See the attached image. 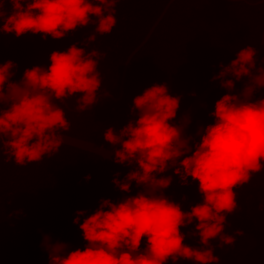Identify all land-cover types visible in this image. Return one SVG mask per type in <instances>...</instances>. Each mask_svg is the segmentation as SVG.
Segmentation results:
<instances>
[{"label": "clouds", "instance_id": "clouds-1", "mask_svg": "<svg viewBox=\"0 0 264 264\" xmlns=\"http://www.w3.org/2000/svg\"><path fill=\"white\" fill-rule=\"evenodd\" d=\"M121 2L0 0V39L6 34L15 39L39 34L42 39L58 40L88 28L94 18V32L86 37L92 43L115 28V6ZM5 4L10 5L9 11ZM256 51L241 47L228 65H218L220 71L210 83L219 81V87L227 91L209 113L214 122L197 129L198 143L191 144L192 137L183 135L191 122L187 115L180 124L172 123L181 97L170 95L166 83L153 84L133 98L130 114L137 118L118 132L106 128L102 136L110 146L118 145L112 152L115 164L136 165L123 179L115 173L112 184L128 193L134 181L143 190L115 203L101 199L90 215L77 211L72 223L82 233V250H69L67 243L43 235L40 247L48 264H166L169 260L172 264L178 260L218 264L210 242L233 244V237L224 234V225L238 207L235 190L248 185L264 168V98L251 100L256 90L264 88V67L256 66ZM100 56L95 49L86 51L72 44L64 52L53 51L46 69L26 68L18 83L11 82L17 66L11 60L0 63V158L6 149L15 165L24 167L58 151L59 133L68 131L70 123L56 102L79 97L80 111L94 104L102 83L97 71ZM242 78L247 83L238 95L231 94ZM169 165L182 183L188 177L197 183L202 200L187 212L162 194L172 184V177L164 175ZM3 203L0 180V225ZM193 221L192 234L198 236L199 248L186 245L181 232Z\"/></svg>", "mask_w": 264, "mask_h": 264}, {"label": "trees", "instance_id": "trees-1", "mask_svg": "<svg viewBox=\"0 0 264 264\" xmlns=\"http://www.w3.org/2000/svg\"><path fill=\"white\" fill-rule=\"evenodd\" d=\"M169 1L122 0L115 6V28L109 35H98L92 43H88L86 37L94 32V18L88 28L78 29L58 40L42 39L39 34L15 39L13 34H6L0 39V63L11 60L17 66L11 82L18 83L26 68L40 66L46 69L53 51L64 52L72 44L86 51H99L97 71L102 83L97 96H101L97 104L85 111L78 109L79 97H70L65 104L56 102L64 108L70 123L68 131L60 133L114 152L118 145L107 144L102 133L108 127L118 132L129 120L137 118L135 113L130 114L132 100L146 88L166 83L170 95L181 97L172 122L180 124L183 111L213 83L210 80L220 71L219 64L228 65L241 47L257 49L260 46L264 28L262 0H213L206 4L201 0ZM5 10L9 11L10 5L5 4ZM255 59L257 67H264V52ZM127 60L122 94L118 98ZM246 83L247 78L235 82L231 94L238 95ZM226 91L218 86L200 105L187 134L192 137L191 144L199 142L198 128L214 122L209 113L214 111L215 102ZM260 98H264V88L256 90L251 100ZM4 139L6 141L7 137ZM129 171L131 169L98 155L63 144L39 164L19 167L5 149L0 158L4 199L0 264H48L47 254L40 247L43 235L67 243L69 250H82L85 246L82 233L78 225L72 223L75 213L86 210V215H90L101 199L115 203L142 191L143 186L138 187L134 181L128 193L119 191L112 184L115 173H120L117 179H123ZM164 175L172 177V184L162 194L179 203L182 211L187 212L201 202L197 183L190 177L182 183L179 176L173 174L172 167ZM85 176L90 179L86 181ZM235 191L238 207L226 217L224 225V234L233 237V244L220 245L219 240H213L209 246L214 250L213 255L219 258L218 264H264V168L248 185ZM194 223L182 228L181 232L185 234L186 245L199 248V238L192 234ZM143 247L142 244L141 250ZM166 264H172V261ZM176 264L192 262L178 260Z\"/></svg>", "mask_w": 264, "mask_h": 264}, {"label": "water", "instance_id": "water-1", "mask_svg": "<svg viewBox=\"0 0 264 264\" xmlns=\"http://www.w3.org/2000/svg\"><path fill=\"white\" fill-rule=\"evenodd\" d=\"M173 1V0H170L169 3ZM227 1H230V0H227ZM264 1V0H262ZM260 1V2H262ZM259 2V3H260ZM167 7V6H166ZM161 18V16L157 19V21L155 22V24L153 25V27L150 29L149 31V34L146 36L145 38V41L149 38L150 34L152 33L153 29L155 28L157 22L159 21V19ZM144 41V42H145ZM142 44H140L128 57V60L130 59V57L140 48ZM264 52V28L262 30V34H261V39H260V46L257 48V51H256V57L257 58L259 55H261L262 53ZM128 60L126 61L124 67H123V72H122V76H121V79H120V84H119V96L118 98L121 97V94H122V88H123V81H124V74H125V69H126V65L128 63ZM232 77H226L225 79H231ZM220 82L219 81H215L213 82L212 84H210L207 88H205L192 102L191 104L183 111V115L182 117H184L185 115H187L190 119V121H192L195 113L197 112V110L199 109L200 105L202 104V102L207 98V96L212 92L214 91L218 86H219ZM105 95L106 97H109V98H112V96H109L107 94H102V96ZM101 95L97 96L96 98V101L94 102V104L91 106L93 107L95 104H97V101H98V98L100 97ZM65 104V102H63ZM91 107H89L88 109H90ZM182 117H181V120H182ZM180 120V122H181ZM191 124V122H190ZM190 124H188V126L184 129V133L183 135L184 136H187L188 134V131H189V128H190ZM61 136H62V144L63 145H66V146H69V147H72V148H76V149H79V150H83V151H86V152H89V153H92L94 155H98L106 160H109L111 162L114 161V155L112 154V151L102 147V146H99L93 142H90V141H87V140H83V139H79V138H76V137H72V136H69V135H66V134H63V133H59ZM114 163V162H113ZM119 165V164H118ZM123 167H126V168H129L131 170H134L136 168V165L135 164H132V165H127V164H124V165H121ZM172 166L169 165L168 166V169H170ZM167 169V170H168Z\"/></svg>", "mask_w": 264, "mask_h": 264}]
</instances>
